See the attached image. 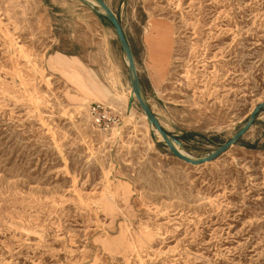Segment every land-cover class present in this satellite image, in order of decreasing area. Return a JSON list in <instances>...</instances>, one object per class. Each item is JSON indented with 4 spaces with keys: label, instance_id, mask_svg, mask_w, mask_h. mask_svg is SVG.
<instances>
[{
    "label": "rangeland",
    "instance_id": "374dc122",
    "mask_svg": "<svg viewBox=\"0 0 264 264\" xmlns=\"http://www.w3.org/2000/svg\"><path fill=\"white\" fill-rule=\"evenodd\" d=\"M104 1L186 156L210 155L264 102V0ZM97 12L0 0V264H264V109L215 160H178L130 99ZM80 72L113 101L82 90Z\"/></svg>",
    "mask_w": 264,
    "mask_h": 264
},
{
    "label": "water",
    "instance_id": "95a60500",
    "mask_svg": "<svg viewBox=\"0 0 264 264\" xmlns=\"http://www.w3.org/2000/svg\"><path fill=\"white\" fill-rule=\"evenodd\" d=\"M86 4H89L90 6H93L90 4V2H87L86 0H80ZM96 2L97 6L100 8L101 12H97L100 17L105 18L111 28L114 30L118 43L121 47V50L125 56V59L127 60V68L129 71L130 76V85H131V92L133 96L132 99H136L139 106L141 107L145 117L147 118L150 126L157 132L160 139L165 143V145L168 147L170 152L173 154L175 158L178 160L183 161L186 164H189L191 166H201L205 163L211 162L215 160L217 157H219L221 154L226 152L230 147H232L234 144L237 143L238 140L241 139V137L248 132L250 127L252 126V123L254 119L256 118L257 114L264 109V102L259 104L255 107L253 112L250 115V118L246 125L239 130L229 141H227L225 144H223L220 148L212 152L210 155L201 158V159H191L190 157L186 156L185 154L179 152L174 146V144H178L177 140L171 139L167 132L161 127L159 124L157 118L153 115L150 107L147 105L146 101L143 98L142 92H141V85L139 81V77L137 75V70L135 68V61L134 57L130 48V45L128 43V40L125 36V33L123 32V29L121 27V24L115 14L112 12V10L109 8V6L105 3L104 0H93ZM94 7V6H93ZM151 137L155 139V133L151 132Z\"/></svg>",
    "mask_w": 264,
    "mask_h": 264
},
{
    "label": "bare ground",
    "instance_id": "6f19581e",
    "mask_svg": "<svg viewBox=\"0 0 264 264\" xmlns=\"http://www.w3.org/2000/svg\"><path fill=\"white\" fill-rule=\"evenodd\" d=\"M86 1L90 2V4H92L93 6H97L96 2L93 1V0H86ZM125 63L127 64V60L126 59H125ZM58 65H59V63L56 62V61H53V60L49 61V66L51 68H56ZM64 72L66 74L69 73L66 70H64ZM80 75H81V79H82L81 80V82H82L81 89L82 90H84V91H86L88 93L95 94V95L99 96L103 101H105L107 103L113 101L111 93L99 83L97 77L93 73L89 72L88 74H86L85 72H80ZM132 96H133V94L131 93V97ZM144 119H146L145 115H144ZM152 131L155 133V137L160 140L159 135L157 134V132L153 128H151V132ZM173 146L179 152L183 153V151H181L174 143H173Z\"/></svg>",
    "mask_w": 264,
    "mask_h": 264
},
{
    "label": "built area",
    "instance_id": "2783aa9c",
    "mask_svg": "<svg viewBox=\"0 0 264 264\" xmlns=\"http://www.w3.org/2000/svg\"><path fill=\"white\" fill-rule=\"evenodd\" d=\"M88 110L92 115L97 116V121L99 124L109 126L110 122H112L110 116H108L107 110L101 105L90 104Z\"/></svg>",
    "mask_w": 264,
    "mask_h": 264
},
{
    "label": "trees",
    "instance_id": "16d2710c",
    "mask_svg": "<svg viewBox=\"0 0 264 264\" xmlns=\"http://www.w3.org/2000/svg\"><path fill=\"white\" fill-rule=\"evenodd\" d=\"M100 19H101V21H102L103 24L110 26L109 22L105 18L100 17Z\"/></svg>",
    "mask_w": 264,
    "mask_h": 264
},
{
    "label": "crops",
    "instance_id": "0c3cea01",
    "mask_svg": "<svg viewBox=\"0 0 264 264\" xmlns=\"http://www.w3.org/2000/svg\"><path fill=\"white\" fill-rule=\"evenodd\" d=\"M59 54V53H58ZM61 55V54H60ZM62 56H64V55H62ZM64 57H66V58H68V59H71V58H75V59H77L75 56H70V57H68V56H64Z\"/></svg>",
    "mask_w": 264,
    "mask_h": 264
}]
</instances>
